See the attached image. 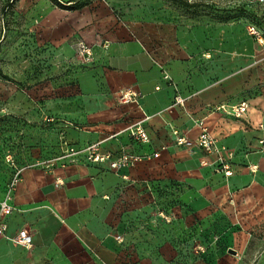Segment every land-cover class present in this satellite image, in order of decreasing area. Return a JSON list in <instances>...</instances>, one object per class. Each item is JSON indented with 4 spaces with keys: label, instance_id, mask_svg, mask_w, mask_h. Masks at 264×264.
<instances>
[{
    "label": "crops",
    "instance_id": "1",
    "mask_svg": "<svg viewBox=\"0 0 264 264\" xmlns=\"http://www.w3.org/2000/svg\"><path fill=\"white\" fill-rule=\"evenodd\" d=\"M70 10L63 13H77ZM65 22L56 36L63 57L76 52L80 38L92 46L93 54L86 66L75 70L77 92L46 101L38 117L43 122L52 114L56 120L49 127L39 126V142L26 146L18 163L58 155L63 150L61 132L76 147L101 141L103 150L160 155L120 172L84 158L59 160L53 171L26 168L15 191L8 234L0 236V264H117L129 244H134L140 264H152L150 252L156 247L144 242V225L141 233L126 226L146 219L157 207L179 211L176 221L185 224L193 210L206 219L223 213L233 195L235 202L238 194H246L248 204L264 207V37L250 35L235 21L180 25L162 42L112 30L103 35L94 19L71 17ZM125 88L140 92L138 103L121 100ZM177 94L186 98L185 104H174ZM243 100L249 103L243 117L218 109ZM145 115L150 140L144 143L129 128ZM201 118L218 144L233 152L232 175L210 163L214 155L175 143L171 126L195 138L204 128ZM202 160L209 162L203 165ZM251 164L259 167L253 170ZM8 167L0 168L4 188ZM57 178L63 183L57 184ZM21 228L33 235L29 248L15 238ZM119 233L125 235L123 243L116 237ZM156 233V245L168 255L170 246Z\"/></svg>",
    "mask_w": 264,
    "mask_h": 264
},
{
    "label": "rangeland",
    "instance_id": "2",
    "mask_svg": "<svg viewBox=\"0 0 264 264\" xmlns=\"http://www.w3.org/2000/svg\"><path fill=\"white\" fill-rule=\"evenodd\" d=\"M86 1L69 17L63 12L71 10L61 0H0V65L10 76L0 74V168L9 165V154L18 160L26 146L39 142V126L50 125L38 117L46 101L78 90L75 70L89 60L79 50L81 38L76 40V52L67 51L69 57H63L56 41L62 24L71 17L94 19L103 35L112 30L150 42H162L180 25L205 20L235 21L244 24L250 35L264 37V4L258 6L251 0ZM253 25L258 33H253ZM70 41L75 42L73 37ZM241 195L237 202L235 195L227 198L225 211L208 219L193 210L186 224L177 222L180 212L170 209L176 214L169 221L164 214L170 210L159 206L146 219L126 227L140 231L144 225L140 231L144 242L156 247L150 252L155 257L152 264H264V207L248 204L246 194ZM210 210L216 212L214 207ZM156 232L170 246L168 255L163 246L156 245L160 237Z\"/></svg>",
    "mask_w": 264,
    "mask_h": 264
},
{
    "label": "built area",
    "instance_id": "3",
    "mask_svg": "<svg viewBox=\"0 0 264 264\" xmlns=\"http://www.w3.org/2000/svg\"><path fill=\"white\" fill-rule=\"evenodd\" d=\"M258 4H264V0H251ZM253 33H258L257 27L252 26ZM261 40V36L258 35ZM78 47L80 52L86 57L90 58L93 54L92 46L87 43L85 39H80L78 42ZM209 55V54H208ZM164 77L171 80L172 77L168 72H165ZM140 92L133 88H125L121 92V100L123 102H139ZM186 98L181 94L175 96L174 104H185ZM249 103L247 100H243L236 104L223 103L218 106L219 110L225 113L243 117L247 112ZM148 118L145 115L140 120L133 123L130 128V134L141 142H148L150 140L149 133L146 129L144 121ZM56 120V116L52 114H46L44 121L53 122ZM199 124L204 127L201 133L197 137H191L186 132L182 131L176 126H171V131L174 136L175 143L181 147L193 150H201L205 155H214L215 157L210 160V163L216 165V169L223 172L225 175L230 176L235 172L234 165L232 163L233 152L229 151L226 146H220L218 144V139L214 136L206 127L204 118L198 120ZM70 123V122H68ZM63 150L58 152L59 154L54 157L49 158H37L36 160L30 161L26 164H19L15 156L9 154L8 162L11 167L10 176L6 183V187L0 195V236H6L9 231L8 217L16 209L14 203L15 191L19 182L22 179L23 172L28 167L38 166L49 171H53L57 162L59 160H67L70 162H75L84 158L89 163H95L104 165L111 170L120 172L123 168L136 165L138 162L149 159L152 157H157L160 155L159 151L153 153H139L129 150L122 149L119 152H114L112 150H103L101 148V141H94L86 145L85 147H76L71 144L65 133L61 132L60 135ZM261 143H264V138L260 139ZM226 152V153H224ZM54 153V152H53ZM57 153V152H56ZM204 162L207 164L209 161ZM253 170H256L259 166L258 164L250 165ZM57 184L63 183L61 178H57ZM176 212L174 210L167 211L165 213L166 219L172 221L175 219ZM117 239L119 242L125 241V235L122 233L117 234ZM18 243L23 244L26 247H31L34 243L33 235L27 228H21L18 230L16 236ZM117 264H140V258L135 250L134 244H129L126 248V254L120 258Z\"/></svg>",
    "mask_w": 264,
    "mask_h": 264
},
{
    "label": "trees",
    "instance_id": "4",
    "mask_svg": "<svg viewBox=\"0 0 264 264\" xmlns=\"http://www.w3.org/2000/svg\"><path fill=\"white\" fill-rule=\"evenodd\" d=\"M62 3L64 4L63 7L66 8V9H81L83 8L88 2L86 0H61ZM190 5H193V4H190ZM0 74L5 77V78H10V76L4 72L2 66L0 65ZM9 170L11 171V167L9 166L8 167ZM10 174V173H9ZM4 187L2 184H0V195H2L3 191H4Z\"/></svg>",
    "mask_w": 264,
    "mask_h": 264
},
{
    "label": "water",
    "instance_id": "5",
    "mask_svg": "<svg viewBox=\"0 0 264 264\" xmlns=\"http://www.w3.org/2000/svg\"><path fill=\"white\" fill-rule=\"evenodd\" d=\"M231 251H232V252H234V253H236V252H237V250H236V249H233V248L231 249Z\"/></svg>",
    "mask_w": 264,
    "mask_h": 264
}]
</instances>
